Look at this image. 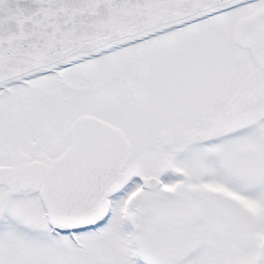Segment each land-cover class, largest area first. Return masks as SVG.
<instances>
[{
    "label": "snow or ice",
    "instance_id": "6c2138e0",
    "mask_svg": "<svg viewBox=\"0 0 264 264\" xmlns=\"http://www.w3.org/2000/svg\"><path fill=\"white\" fill-rule=\"evenodd\" d=\"M0 264H264V0H0Z\"/></svg>",
    "mask_w": 264,
    "mask_h": 264
}]
</instances>
